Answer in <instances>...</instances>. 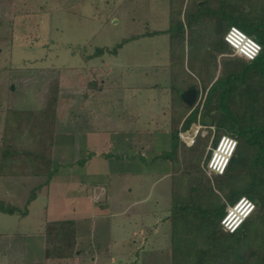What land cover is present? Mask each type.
Instances as JSON below:
<instances>
[{
	"label": "rangeland",
	"instance_id": "1",
	"mask_svg": "<svg viewBox=\"0 0 264 264\" xmlns=\"http://www.w3.org/2000/svg\"><path fill=\"white\" fill-rule=\"evenodd\" d=\"M189 1L188 12L182 17L187 21L193 16L195 5L205 8L204 3L211 0ZM200 25L201 28L194 25L186 29L187 40L200 39L201 42L195 44H211L214 38L207 30L208 26ZM184 26L187 28L186 24ZM171 27L169 0H0V110H3L0 111V122L7 106L4 99L10 84L12 91L16 89L15 107L38 109L44 100L43 78L48 71L60 69L63 95L55 125L56 133H60L57 139L66 138L67 132L90 130L87 126L107 124L116 129L119 119L129 112L127 106L124 108L121 102H115L119 98V86L143 89L150 86L141 90L142 99L156 94L157 104L164 100L169 84L171 38L165 32L148 33L167 31ZM124 40L128 41L122 44ZM119 44L122 46L117 48V54L105 52L103 56H95L98 50H111ZM225 48L226 55L235 56L228 45ZM186 63V70L194 72L191 64L189 70ZM90 80H95L98 86L105 82L113 90L109 100L103 98V104L94 111L100 113L99 117L102 113L107 114L111 119L109 122H91L84 118V115L92 117L85 111V104L88 106L90 101L83 98L86 92L93 94V89L87 90ZM137 99L141 111L136 125H150L160 132L156 135L160 140L158 151L169 148L168 113L153 112L156 117L160 116L157 122L166 126L159 128L158 123L147 115L152 112L143 111L147 107L142 106L141 98ZM123 123L125 126L130 124ZM197 127L194 123L183 137L194 135ZM139 129L145 130L144 127ZM50 160L42 169L45 175L60 168L52 162V154ZM15 166L16 162L9 158L0 161V170L10 172L16 170ZM33 166L31 162H21L17 179L0 176V202L3 201L6 208L14 209L13 213L0 212V252L7 249V244L11 250H7L5 256L0 253V264H9L12 258L16 261L14 264H43L31 258L41 257L43 237L40 232L46 218L48 185L46 176H29V168ZM168 167L170 169L164 171L155 162L142 166L143 172L119 175V184L113 179L112 198L119 195L117 263L171 264L170 227L164 220L171 204V163ZM27 252L31 260L24 259Z\"/></svg>",
	"mask_w": 264,
	"mask_h": 264
},
{
	"label": "trees",
	"instance_id": "2",
	"mask_svg": "<svg viewBox=\"0 0 264 264\" xmlns=\"http://www.w3.org/2000/svg\"><path fill=\"white\" fill-rule=\"evenodd\" d=\"M189 2L169 0L172 27L148 33L165 32L171 38L168 71L171 149L160 157L171 163V204L164 219L170 227L171 264H264V0L206 1L205 8L195 5L196 10L187 21L182 17L188 12ZM199 23L208 26L206 29L214 38L211 44H195L200 39L187 40L186 29L194 25L201 28ZM231 26L240 28L262 46L257 59L247 61L225 55L228 52L224 36ZM220 40L222 47L218 44ZM122 44L111 50L102 48L95 56H103L105 52L117 54ZM185 63L188 69L191 64L195 76L190 69L191 72L186 70ZM61 73L60 69L50 70L43 78L44 100L38 109L15 107L16 89L12 91L10 84L0 122V161L9 158L16 162L17 168L10 172L1 169L0 176L17 179L20 163L28 161L34 165L29 168V176H46L47 185L50 182L54 173L45 175L42 169L51 162L63 95ZM87 86L94 90L98 83L90 80ZM189 89H196L198 96L206 94L201 110L182 100V93ZM83 98H88L87 93ZM122 119L133 124V116L125 114ZM197 122L207 127L208 134L198 135L194 145L188 146L179 134ZM121 124L119 129L109 130L139 129ZM213 134L214 146L222 135L234 137L238 145L225 172L209 176L204 163L211 154L207 153V147ZM85 162V158L78 161L79 165ZM242 197L252 200L255 210L236 231H225L221 220L227 206L235 205ZM3 204L0 202V212H14ZM42 235L45 259L73 257L77 245L73 221H45ZM5 248L0 252L3 256L9 250L8 244ZM12 260L9 264L16 262Z\"/></svg>",
	"mask_w": 264,
	"mask_h": 264
},
{
	"label": "crops",
	"instance_id": "3",
	"mask_svg": "<svg viewBox=\"0 0 264 264\" xmlns=\"http://www.w3.org/2000/svg\"><path fill=\"white\" fill-rule=\"evenodd\" d=\"M103 84L107 87L104 88ZM147 88L151 87L146 86L143 89L136 86H122V88L119 86V98L115 100L117 104L121 102L122 107H128L129 112L126 115L133 116L131 120L133 124L127 126L144 127L145 130L119 132V130H109L111 129L109 125L102 124L98 127L87 126L90 130L86 128L80 132H67V136L63 140L57 139L60 133L55 134L52 162L60 165V170L57 169L48 183L45 221H73L76 227L77 245L71 259H45L43 239L41 257L36 256L31 259H37L43 264H119V262L117 263L119 260V195L112 198L113 179L118 180L119 184V175L143 172L142 166L155 162H158L164 171L167 168L170 169L168 167L170 162L166 164L167 161L160 160L163 150L171 149L170 131H168L169 148L158 151L157 144L160 140H157L156 135L160 132L153 130L150 125H136L140 121L138 113L141 111V105L137 98H141L142 106L147 107V110L143 111L152 112L151 115H147L155 122L160 119V116L156 117L153 113L157 110L162 114L168 113L169 117L170 89L167 86L165 98L162 102H158V105L156 94L142 99L141 90ZM92 92V95L86 92L88 96L86 101H90V103L88 106L85 104L86 113L92 114V117L84 115L85 120L109 122L111 119L107 114L102 113L99 117L100 113L96 114L97 112L94 111L101 103L103 104V98L109 100L113 93L111 86L102 82ZM147 119L149 120L148 116ZM123 120L120 118L119 123L121 124ZM157 125L159 128L166 127L160 123ZM155 126L152 127L156 128ZM116 127L119 129V125ZM167 127L169 128V124ZM119 153L122 157H119ZM148 156L154 162H151ZM82 158H85L86 162L84 165H79L78 161ZM42 232H40L41 235ZM29 258L28 252L26 255L24 254L25 260H31Z\"/></svg>",
	"mask_w": 264,
	"mask_h": 264
},
{
	"label": "built area",
	"instance_id": "4",
	"mask_svg": "<svg viewBox=\"0 0 264 264\" xmlns=\"http://www.w3.org/2000/svg\"><path fill=\"white\" fill-rule=\"evenodd\" d=\"M224 42L230 47L235 56L241 57L247 61H254L261 53L262 46L252 37L247 35L243 30L236 26H231L224 36ZM206 94L197 97L194 108H203ZM198 126L194 135L188 137L184 133L188 131H181L180 138L188 146L194 145L198 135L206 136L208 130L206 126L196 123ZM214 131L215 127L210 126ZM238 141L230 135H222L217 144L214 146V134L207 147V153L210 152V157L204 163V170L207 175L212 176L222 175L231 158L233 157ZM255 210V203L247 197H242L235 205L229 206L226 215L221 220V225L225 231L230 233L236 231L243 221L249 217Z\"/></svg>",
	"mask_w": 264,
	"mask_h": 264
},
{
	"label": "water",
	"instance_id": "5",
	"mask_svg": "<svg viewBox=\"0 0 264 264\" xmlns=\"http://www.w3.org/2000/svg\"><path fill=\"white\" fill-rule=\"evenodd\" d=\"M218 44L220 47H222V40H220ZM197 97H198V92L196 89L186 90L181 95L182 100L190 107H193L195 105ZM201 255L202 253L199 252V256Z\"/></svg>",
	"mask_w": 264,
	"mask_h": 264
}]
</instances>
